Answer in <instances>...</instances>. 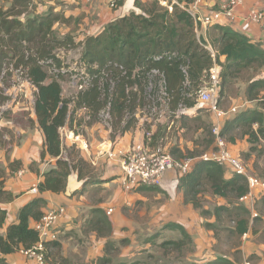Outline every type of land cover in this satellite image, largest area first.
<instances>
[{
	"label": "trees",
	"instance_id": "trees-1",
	"mask_svg": "<svg viewBox=\"0 0 264 264\" xmlns=\"http://www.w3.org/2000/svg\"><path fill=\"white\" fill-rule=\"evenodd\" d=\"M12 1L10 8H0V51L5 54L3 61L0 56V73L2 63L9 53L20 51L24 64L28 67L30 81L37 88L34 112L45 136V148L41 157L44 159L49 154L57 158L56 167L47 171L38 185V190L42 193L65 191L71 171L78 170L81 177L82 170L88 167L74 145L68 150V158L62 156L61 129L68 126L76 133L81 132L80 126L84 123V118H77L75 121V113L79 109L87 110L88 126L103 121V112H108L115 120L111 123L114 139L117 133L136 127L137 111L147 100L161 103L165 98L167 104L174 108L195 107L196 93L203 84V76L216 62L222 66L220 100L222 94L244 76L245 71L253 70L258 73L264 69V48L249 36L230 25H214L202 34L199 31L200 25L188 12L177 6L170 11L156 0L146 3L137 0L139 13L133 11L117 19L108 24L100 34L86 36L81 43L70 35L63 40L55 35V23L61 20L59 14L51 11L37 14L35 9L31 12L19 9L21 6L28 9L34 0ZM67 44L82 47L81 60L85 69L80 81L84 86L74 97L69 98L63 96L60 58L53 54L55 49ZM221 56H226L225 62H221ZM43 61H52L50 65L59 67L58 71L50 76ZM258 75H251L246 79L247 100H258L264 91V78ZM231 115L233 114L223 121L221 135L227 143L234 142L235 131L242 129V135H249L251 150H254L255 145L264 140V110H243L234 117ZM165 128V125L162 129L159 128L152 138L159 139L163 136ZM177 151L171 149L172 154ZM244 164L249 173L247 162ZM11 167L14 168L13 165ZM0 172V177H3L4 171ZM225 172L223 165L198 160L190 172L182 174L178 188L183 190L185 201L197 208L203 206V195L207 192L226 198L232 208L229 205L216 206L214 212L218 221L222 216L226 219H238L235 230L231 229V233L243 235L248 231L251 211L245 205H235L234 201L248 194L249 182L247 177L232 171V177L227 178ZM13 197L12 192L4 189V180H0V202H8ZM46 205V200L41 197L26 203L18 213V221L10 224L4 234L1 233V227L5 223L7 210L0 206L1 253L27 249L40 241V234L30 225V220L38 222L47 213L44 212ZM203 213L208 214L209 211L204 210ZM99 223L105 228L109 225L108 220L102 216ZM207 226L214 227L212 224ZM167 227L181 229L182 237L169 238L158 245L162 261L166 258V262L173 255L184 257L186 250L191 248L187 247L192 245V236L183 226L170 223ZM215 229L218 232V228ZM56 240L44 242L45 258L48 257L47 250L50 246L57 244ZM0 264L7 263L5 259H0ZM209 264L234 263L220 257Z\"/></svg>",
	"mask_w": 264,
	"mask_h": 264
},
{
	"label": "crops",
	"instance_id": "crops-1",
	"mask_svg": "<svg viewBox=\"0 0 264 264\" xmlns=\"http://www.w3.org/2000/svg\"><path fill=\"white\" fill-rule=\"evenodd\" d=\"M53 1L46 0L52 5ZM65 1L64 8L54 4V11L56 13L61 11L60 13L65 17L89 19L87 23L89 22L91 26L87 27L88 34L92 35L101 33L108 24L133 11L140 12V8L136 5L137 0H124L117 8L111 7L112 0ZM138 1L146 3L150 0ZM178 1L181 3L184 0ZM209 1L212 6H215L220 0ZM73 3L79 4L78 7H70ZM47 7L44 6V8ZM253 7L264 11V0H245L236 9L237 17L232 27L264 48V22L257 23L247 19L248 11ZM36 13L39 12L36 10ZM207 29L200 26L199 31L205 34ZM220 60L225 62L226 56H221ZM258 77L264 78V70ZM249 102L250 100L246 99L242 106ZM189 109L191 111L194 107ZM77 118H84L80 133L88 142L89 148L81 150L80 154L86 160L88 170H82L81 177L78 170H72L68 176L65 191L59 193L32 191V186L34 184L38 186L44 174L57 165V158L49 154H46L44 159L41 157V152L45 148V136L37 118L33 133L24 139L21 136L19 143H8L5 151L0 150V169L5 173L0 179L4 180V189L14 195L10 201L0 202V206L7 210L5 223L1 227L2 234L6 233L10 224L18 221V213L26 203L41 197L47 202L44 212L60 207L65 208V212L57 222L58 234L55 241L57 244L51 245L47 250L48 257L45 258V264H156V261L162 262V253L158 248H154V241L158 239L157 245H160L168 238L159 235L155 238L156 235L149 234V231L164 223L179 224L190 233L192 245L183 256L188 259L194 258V263L209 264L221 257L234 264H242L245 260H250L252 264H264V189L262 187L257 186L254 189L253 198H240L234 201L235 205H245L251 211V216H249L248 231L243 235H232L231 229L235 230L238 219H226L222 216L218 221L214 212L215 207L219 205H229L232 208L229 201L224 197L208 193L209 205L197 208L187 203L183 190L178 188L182 174L177 171H169L165 174L164 186L134 189L126 187L119 157L110 158L106 151L110 148L127 151L134 142L143 140L145 130L140 125L124 133H117L113 139V130L108 122H95L91 126L86 124L89 119L86 109H79L75 113V121ZM12 123L5 121L2 117L0 128L2 124L3 127H12ZM64 128L66 145L61 138L62 156L66 159L68 150L74 143L69 134L71 129L68 126ZM15 133L24 134L26 128L16 126ZM36 134L39 136L36 137ZM235 139L234 142H228L230 150L234 154L244 156L249 173L263 181L264 156L260 157L252 152L249 135L236 136ZM150 149L156 150L155 143H150ZM20 169L23 170L22 175L18 173ZM225 169V176L232 177L229 167L225 166ZM163 194H168L169 197H164ZM204 210L209 213L204 214ZM101 216L109 222L106 228L99 223ZM34 221V219L30 220L31 226L34 225ZM207 224H212L214 227H208ZM233 236L238 238V245H227V240L234 238ZM0 259H5L7 264H39L20 250L8 254L0 252ZM182 263L179 261L176 264Z\"/></svg>",
	"mask_w": 264,
	"mask_h": 264
},
{
	"label": "rangeland",
	"instance_id": "rangeland-1",
	"mask_svg": "<svg viewBox=\"0 0 264 264\" xmlns=\"http://www.w3.org/2000/svg\"><path fill=\"white\" fill-rule=\"evenodd\" d=\"M12 3V0H0V8H2V10L10 8ZM53 3L58 6H62V8L66 6L65 0H54ZM54 4H48L46 0H36L34 1L33 5L29 6L28 9L23 8L22 6L19 7V9H24L26 11L28 10V12H31L35 9L39 12L37 14H43L47 11H51L54 14H59L61 16V20L55 23L54 32L55 35L62 40L65 38V36L70 35L74 37L76 42L81 43L86 36L92 35L91 33L88 34V28L91 26L89 22L87 23V21H90L89 19L87 20L85 17H65L62 13H60L61 11L57 13L54 11ZM78 5L79 4L73 3L70 5V7H78ZM44 6L48 7L44 8ZM98 34L100 33H94V35ZM9 47L13 48V45H10ZM81 50L82 47L78 45L74 47L70 46V44H67L53 51V54L58 56L61 61L60 68L62 70L60 69V81L62 83L63 95L65 98L73 96L80 90L79 84L81 81V74L85 71L82 66ZM27 54L29 56V52H27ZM0 56L3 61L5 54H2L0 51ZM42 64L50 76H53L57 71V68H59H53V66L47 62H42ZM2 66L3 68L0 73V120L2 117H4L5 121L13 122L12 127H3L2 124L0 128V150L5 151L8 143H19L21 136H23L24 139L34 132L33 129L36 128L35 119L37 118L34 112V102L37 88H35L30 81L28 67H26L24 64V58L20 51L9 53V55L5 58V61L2 63ZM261 72L262 71L256 73L253 70L245 71L243 75L246 77H241V80L239 79L238 81L234 82L231 87L222 94L220 107L225 111H228L233 107H237V111L235 113L233 112V117L246 109L250 111L264 110V91L261 93L258 100H250L249 103L242 106L246 100L245 90L247 87V77L249 78L251 75L257 74L260 75ZM102 116L101 118L104 122H108L109 124L115 122L111 116ZM136 116L137 121L135 125H140L141 128L145 130V132L153 131L155 133L159 128L162 129L163 125L166 126V128L163 129V136H161L159 139H154L152 137L150 139V143H155L156 146V150H152L154 152L171 153V149H176L178 150L176 154L171 153L174 157L177 159H189L199 157L203 153L212 150L215 147V135L213 133V128L216 125L215 116L212 112L205 108H200L198 105H196L194 109H191L190 111L189 108L183 106L178 108L170 106L167 104L165 98L162 99L161 103L158 101L147 100L146 104L138 109ZM223 123L224 122L222 121L221 126ZM15 125L24 126L26 128V133H15ZM254 127L257 128V125H254ZM65 131L66 130L64 128L61 129V138H63L64 144L66 145ZM234 134L240 137L243 134V130L238 129ZM16 136L19 138V140L16 138ZM37 136H39V134H36V137ZM74 146L76 150L81 153V149H79L75 144ZM74 152L77 153L75 150ZM252 152L260 157H263L264 140L258 142ZM234 155L238 156L244 162V156L242 157L241 155L237 154ZM84 169L88 170V167L86 166ZM208 195V192L203 195V205H209L210 200L207 198ZM163 196L169 197L168 194H163ZM56 233L58 234L57 229ZM151 233H153L154 236L156 235L155 238H157L158 235L164 236L168 239L176 238L177 236L182 237L181 229L167 227L166 223L153 227V229L149 231V234ZM233 237L234 238L227 240V245H238V238L235 236ZM157 242L158 239L154 241V248H158ZM190 247L191 245L187 248ZM178 259L182 260V264L194 263V258L188 259L186 256L182 257L180 255L171 256V258H168V262H166V258H164V261H159V263L156 261L155 263L176 264L179 262H177Z\"/></svg>",
	"mask_w": 264,
	"mask_h": 264
},
{
	"label": "built area",
	"instance_id": "built-area-1",
	"mask_svg": "<svg viewBox=\"0 0 264 264\" xmlns=\"http://www.w3.org/2000/svg\"><path fill=\"white\" fill-rule=\"evenodd\" d=\"M120 1L122 0H112L111 6L117 7ZM156 1L167 7L170 11H173V8L179 5L181 9L192 16L197 24L209 28L214 25L232 26L237 17V7L244 3L245 0H220L215 6H212L209 0H184L181 3L178 0ZM247 19L262 23L264 22V11L258 7H253L248 11ZM210 50L215 55L211 47ZM51 62L52 61H47L48 64ZM53 68L56 67L53 66ZM221 70V64L217 62L214 63V65L205 72L203 84L196 93L198 107L207 109L215 116L216 125L213 128L215 147L199 157L177 159L169 152L159 153L152 151L150 149V139L154 132L147 131L145 132V138L141 141L134 142L127 151L121 149L115 150L113 148L106 151L110 158L119 157L124 172L126 187L134 189L139 187L164 186L163 180L167 172L177 171L180 174H185L193 169L194 164L198 160H204L228 166L235 174L247 177L250 191L242 199L253 198V191L257 186L264 189V181L248 173L244 162L232 153L225 138L221 135V122L230 116V114L237 111V107H233L228 111L220 107V90L222 84L220 76ZM33 86L36 88L34 84ZM83 86L84 85L80 83L79 89ZM108 116L109 113L104 111L103 117ZM69 134L73 139V143L79 149L87 150L89 148L88 142L81 133H76L74 130H71ZM18 173L22 175L23 170L20 169ZM32 191H38V186L36 184L32 186ZM64 212L65 208L60 207L45 213L42 218L33 225L40 234V241L33 247L27 249L21 248L20 252L29 258L35 259L39 264H45L44 242L57 239V222ZM242 264L252 263L250 260H245Z\"/></svg>",
	"mask_w": 264,
	"mask_h": 264
}]
</instances>
